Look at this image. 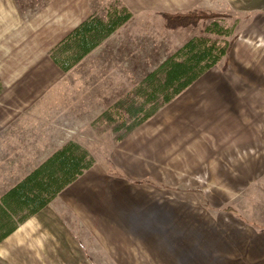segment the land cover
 Segmentation results:
<instances>
[{"label": "crops", "instance_id": "1", "mask_svg": "<svg viewBox=\"0 0 264 264\" xmlns=\"http://www.w3.org/2000/svg\"><path fill=\"white\" fill-rule=\"evenodd\" d=\"M68 1L67 9L52 10L42 29L39 13L29 17L17 0H0V201L71 141L93 155L76 135L77 115L92 116L91 90H76L85 79L70 73L122 27L65 72L50 51L93 14L92 7L81 4L88 0ZM228 6L232 14H255L247 18L244 41L232 42L228 68L246 64L238 57L251 52L255 72L262 68L247 80L264 84V0H228ZM257 19L260 27L251 26ZM260 97L264 99V85ZM145 124L115 141L110 164L93 155L92 167L24 221L19 220L22 210L13 213L0 202V214L8 219L0 222V234L17 222L0 240V264H264V204L231 202L238 199L236 186L245 181L242 195L250 199L252 181L247 185V179L252 180L253 170L262 171L264 184V128L253 148L249 141L233 139L207 145L183 133L147 138L140 132ZM187 125L181 124L182 129ZM232 143L247 148L243 161ZM232 153L235 160L227 170L220 165L195 178L189 173L223 163ZM207 178H227L228 186L206 183ZM222 194L227 196L223 201Z\"/></svg>", "mask_w": 264, "mask_h": 264}, {"label": "rangeland", "instance_id": "2", "mask_svg": "<svg viewBox=\"0 0 264 264\" xmlns=\"http://www.w3.org/2000/svg\"><path fill=\"white\" fill-rule=\"evenodd\" d=\"M17 1L27 16L33 17L34 13H39L40 22L44 25L42 29H45V24L51 21L49 16L52 14V10L56 12L60 7L61 10H64L69 6L68 0ZM81 4L85 7H92V15L101 17H106L112 6H127L133 12V17L127 24L70 73L72 77L85 79L83 81L85 84L80 82L76 84V90L87 89L88 92L90 89L92 98V116L77 115V139L79 142L90 145L93 155L106 163H109L110 151L116 143L115 138L120 133L114 131V124L101 118L104 112L114 109L118 104L120 107H124L123 102L126 103L133 98L132 91L135 86L191 37L202 35L218 38L221 41L243 42L247 35L245 28L250 23L247 18L255 16V14L244 16L238 12L232 14L228 0H221V3L217 0H136L127 3L124 0H88L87 4L84 1ZM198 10L207 12L218 10L220 13H224L217 21L221 26L232 28V35L225 37L205 32L206 25H210L214 21L212 19L201 22L198 26L176 30L166 28L163 12ZM251 26L260 27L259 20ZM227 55L216 69L206 73L183 95L173 103L161 108L146 122L140 130L142 136L166 138L172 135L171 138H176L175 133H183V137L194 141L201 140L207 145H215V140L223 141L224 139L230 143V140L233 139L249 141V144H253V148H256L261 140V128H264V99L260 97L264 84L248 81L247 77L255 79L256 73L262 67L258 66V70L255 72L252 60L256 57L248 52L247 55L242 53L238 57L246 64L238 63L230 69V66L228 68ZM231 61L236 62L233 54ZM248 63L249 65H247ZM80 86H84V88L81 89ZM90 117H92L91 121ZM186 123L188 124L187 128L185 126V129H182L181 124ZM215 124L217 126L214 127ZM197 127L200 130H197ZM229 127L231 129H228ZM224 128L228 130L223 131ZM235 144L232 143L234 146L231 149L235 150L234 153H241V161H243L245 158L243 152L247 148L243 147L242 143H240L242 146L237 147ZM205 149H213V147H205ZM209 156V162H212L211 155H205L206 158ZM233 157L232 153L223 159V163H215V166L211 164V167L198 171V173L192 171L189 173L195 178V175L202 174L201 172H212V169L216 170L220 165H225L226 168H223L224 166H220V168L227 170L231 164L233 165V160H235ZM209 162H206L207 166H210ZM253 174L252 180L247 179V185L252 181L249 185L251 188L249 189L250 199H245V193L242 195L245 181V184L236 186V191L239 193L236 195L238 199L231 202L240 205L245 201L264 204V191L262 190L264 184L261 181L263 173L261 170H253ZM195 180H200V178ZM205 181L206 183L219 182L222 188L224 183L228 186V183L224 182L227 181V178H215V180L207 178ZM233 185V180H231V190H234ZM198 196L201 198V194ZM220 196L222 201L227 197L223 194ZM251 212L256 214L255 209ZM257 213H259L258 210Z\"/></svg>", "mask_w": 264, "mask_h": 264}, {"label": "trees", "instance_id": "3", "mask_svg": "<svg viewBox=\"0 0 264 264\" xmlns=\"http://www.w3.org/2000/svg\"><path fill=\"white\" fill-rule=\"evenodd\" d=\"M165 26L176 30L198 26L201 22L214 20L206 25L205 32L229 37L233 29L221 26L217 19L222 15L204 10L189 12H163ZM133 12L127 6H112L106 17L91 15L70 31L51 51L55 64L65 72L73 69L106 38L127 24ZM232 41H221L209 36H194L168 57L157 69L149 72L133 89V98L107 110L101 116L115 125L120 133L116 142L122 141L136 128L149 121L161 108L192 87L201 77L212 70L229 53ZM4 89L0 77V92ZM95 157L77 142H69L56 151L45 163L11 188L1 203L13 213H20L19 220L37 213L48 205L70 183L95 163ZM18 220V221H19ZM8 221L0 214V222ZM17 222L0 240L16 228Z\"/></svg>", "mask_w": 264, "mask_h": 264}]
</instances>
